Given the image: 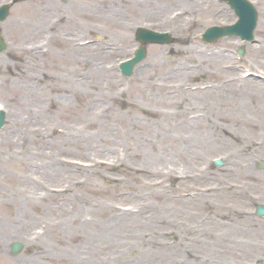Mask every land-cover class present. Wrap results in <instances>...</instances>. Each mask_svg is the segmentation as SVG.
I'll use <instances>...</instances> for the list:
<instances>
[{"label": "rangeland", "instance_id": "obj_1", "mask_svg": "<svg viewBox=\"0 0 264 264\" xmlns=\"http://www.w3.org/2000/svg\"><path fill=\"white\" fill-rule=\"evenodd\" d=\"M218 1L194 14L182 3L177 20V6L137 14L124 0L10 7L0 21V264H264V216L254 211L264 205V88L242 85L264 78L241 76H264V15L253 43H203L204 27L234 18L214 14ZM182 17L197 19L183 23L189 42L177 30ZM137 26L173 41L145 44L126 77L118 63L133 52ZM226 59L238 74L203 66ZM165 108L167 117L154 111ZM134 116L147 128L160 118L152 143L133 131ZM14 240L23 245L12 255Z\"/></svg>", "mask_w": 264, "mask_h": 264}, {"label": "bare ground", "instance_id": "obj_2", "mask_svg": "<svg viewBox=\"0 0 264 264\" xmlns=\"http://www.w3.org/2000/svg\"><path fill=\"white\" fill-rule=\"evenodd\" d=\"M95 1L102 2L104 0H95ZM124 2L128 3V5L130 6L131 10H133V11L137 10V14H147L146 11L143 10L144 6H146V5H148L150 7V9L152 10V12L150 14H167V12H166L167 7H169L170 5H173L172 7H174V6L176 7L177 6V9H179L180 11H178L176 8L175 9L177 11H174V12H173V10L171 11V14H174V17L176 16L175 20H177L178 19L177 17H180L182 14H184L183 13L184 11L182 10L184 8L182 3H185V8H187V11H188L189 14H194L195 12H197V13L206 12L208 7L203 8V5L205 3L211 2V0H124ZM208 4H207V6H208ZM120 15L121 14H106L105 17L107 16L110 19H115L116 20ZM202 15L204 16V14H202ZM262 15H264V14H262ZM120 19H123V17L120 18ZM195 20H197L195 17H191V18L182 17L180 19V21L182 23L181 22L178 23V24L176 23L177 27H178L177 30H180L179 33L182 36L183 41L186 40L187 42H189V41H191L192 36H193L191 32L188 34L187 31H185V29H183V27H184L183 23L192 24V23L196 22ZM187 30H189V29H187ZM86 47H88V45H86ZM1 68H3V67L0 65V69ZM4 70H6V67H5ZM28 72H30V71H28ZM30 73H32V72H30ZM0 80H2V79H0ZM3 82H5V84H6L5 75L3 77ZM55 82H56V84H59V80L58 79H56ZM242 82H243L242 85L246 86L247 89L249 90V92H252L250 89H254L256 87H263L264 88V86H262L260 81H254V82L253 81H247V82L242 81ZM226 87H227V89H233V86H231V84L226 85ZM204 92H205L204 94H206V95L210 94V92H207V90L204 91ZM181 99H182V97H181ZM157 100L158 99H154V103L155 104H157V102H158ZM166 100H167L166 102L171 104V108L172 107L175 108V111L177 113H183L187 109L185 104L183 103V101L180 100L179 98L166 97ZM130 101H133V100L130 99ZM154 111L157 112V113L160 112L161 115L166 116V117L168 116L167 113L169 112L168 109H166V108L163 109V110H158L157 109V110H154ZM197 114L198 113L196 111H193V116H196ZM197 118H199V117H197ZM186 121L191 122L193 124H198L197 119H193V120L190 119V120H186ZM170 122L171 121H169V125H168V127L170 129L168 128L167 138L175 140V139H177V136L175 137L176 131L172 130V125L173 124H170ZM152 123H153V125H152L153 127L152 128H147V125L149 126V124H147L146 122L141 121L137 116H134L132 124L134 126H137V127H136V129H133V131H136V130L140 129L139 127H141V129L137 131L138 138H140V139L142 138L144 140H151L153 138L152 135L155 136L156 131H159L160 125H161V120L157 116V119L155 118ZM159 123H160V125H159ZM152 141H153V139L149 143H152Z\"/></svg>", "mask_w": 264, "mask_h": 264}, {"label": "water", "instance_id": "obj_3", "mask_svg": "<svg viewBox=\"0 0 264 264\" xmlns=\"http://www.w3.org/2000/svg\"><path fill=\"white\" fill-rule=\"evenodd\" d=\"M6 7L0 8V19L5 17ZM236 11L239 13V19L236 23L229 25L224 31L216 32L218 29L216 27L209 28L204 34L203 37L208 38L209 40L214 39L218 35L228 32V33H240L242 36L251 37L252 28L255 24V14L247 2H242L237 5ZM138 37H140L143 41L154 40V41H162L164 40V34H157L152 31H140L138 33ZM3 47V43L0 39V49ZM241 51V50H240ZM127 68V73L130 71L131 66L130 62L124 63ZM257 212L260 214H264V207L261 205H257ZM13 250L15 251L18 248L17 244H13Z\"/></svg>", "mask_w": 264, "mask_h": 264}]
</instances>
